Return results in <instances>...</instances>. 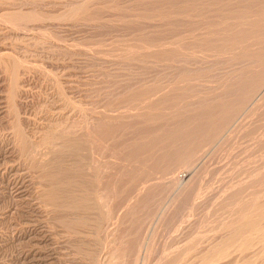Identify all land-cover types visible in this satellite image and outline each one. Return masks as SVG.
<instances>
[{
    "label": "rangeland",
    "instance_id": "1",
    "mask_svg": "<svg viewBox=\"0 0 264 264\" xmlns=\"http://www.w3.org/2000/svg\"><path fill=\"white\" fill-rule=\"evenodd\" d=\"M72 5L85 7L77 10L76 16L61 19L59 16ZM260 8H264V0H0V264H108L112 256L116 264H161L167 252L173 251H182L180 258L185 254L180 264L188 260V264H200L199 252L228 232L225 223L264 206V99L253 108L248 103L264 85V38H249L244 44L237 42L236 48L230 47L238 41L233 33L250 32L252 36L257 25L249 20L255 19V14L258 17ZM234 9L246 12L249 22L238 21L239 28L231 34L219 33L217 26L230 19L234 22L227 17ZM27 11L37 17L17 23L9 20L11 15ZM213 24L218 33H213ZM215 43L220 44L218 48ZM164 50L175 52L165 54ZM13 62L18 65L17 83L10 73ZM143 92L149 94L140 99ZM227 107L237 109L234 120L211 143L203 142L194 159H162L160 153H166L171 142L163 139L166 133H173L185 120L188 130L197 126L194 119L202 110L212 121L209 127L217 128L231 115L232 109L224 114ZM103 110L115 115L127 111L129 115L107 124L98 118ZM67 119L72 129L87 133L91 141V159L99 167L98 171L90 169L97 177H93L95 190L108 187L110 192L107 209L112 214H88L95 221L87 219L82 225L81 246L59 227L55 229L57 240L47 242L43 207L46 182L40 179V169L33 168L29 156L21 152L13 129L14 124L22 126L35 146L39 144L38 153L44 154L49 147L40 141L43 127ZM105 125L111 140L98 133ZM153 138L160 145H151ZM137 140L149 143L157 157L141 152L139 159L130 160L133 163L119 160L140 144ZM121 141L130 146L119 148ZM191 158L194 161L189 164ZM121 163L127 174L116 169L123 167ZM194 239L198 242L192 246ZM49 249L58 253L56 261L46 260ZM238 253L239 257L234 254L223 262L211 263L230 264L242 258Z\"/></svg>",
    "mask_w": 264,
    "mask_h": 264
},
{
    "label": "bare ground",
    "instance_id": "2",
    "mask_svg": "<svg viewBox=\"0 0 264 264\" xmlns=\"http://www.w3.org/2000/svg\"><path fill=\"white\" fill-rule=\"evenodd\" d=\"M92 1V0H91ZM174 1V0H173ZM216 1V0H215ZM222 2H224L223 0H221ZM226 1H230V0H226ZM240 1V0H239ZM245 1V0H244ZM20 2V1H19ZM212 2V1H211ZM217 2H220V0H217ZM28 4V2H27ZM212 4V3H210ZM33 6V5H32ZM74 6V5H72ZM213 6V5H212ZM24 7V6H23ZM65 7V6H64ZM83 7H85V5H78V6H74L72 8H70L69 10H67L66 12L62 13V15H58L59 17H62L65 19V17H69L70 16H74L75 15V12H79L77 10H80L82 9ZM88 8V7H86ZM85 9V8H84ZM203 9V8H202ZM261 9V8H260ZM225 10V9H224ZM235 10V9H234ZM9 13V12H8ZM36 13V12H35ZM206 13V12H205ZM259 15H257L258 17H256V14L254 15L255 19H250V23L251 24H254V25H257V29L258 26L260 25V31H257L256 30H252V36H250V32H248V34L246 35L245 33L242 34L243 32H241L239 35L238 34H232L234 37V39L236 38V36H238L236 39L238 41H234L235 43H232V41L230 43H232L230 45L231 48H236L234 46L237 42L238 43H241L243 42L242 44H244V42H247L248 39H253V38H256L257 40H263L264 38V8L261 9V11L257 12ZM77 14V13H76ZM82 14V13H81ZM198 14V13H197ZM225 14V13H224ZM11 15V14H10ZM44 15V14H43ZM76 16V15H75ZM247 16H249L246 12H241V11H234V12H230L228 14L227 17H230L232 19H234V22L233 21H230L228 20L227 22L224 21V23L226 22L225 25H222L221 27L217 26V31L219 29L218 32L219 33H222V32H233L234 29L237 30L239 27H237L236 29V24L239 23L238 21H248L247 20ZM34 17V18H33ZM37 16L36 14H32V13H20V14H15V15H11L9 20H13L12 22L14 23H17L19 22V20H22V19H35ZM92 17V16H91ZM141 17V16H140ZM224 17V16H223ZM220 20H222V18ZM57 18V17H56ZM228 19V18H227ZM156 20V19H155ZM205 20V19H204ZM224 20V19H223ZM216 21V20H215ZM218 21V20H217ZM248 21V22H249ZM22 22V21H21ZM219 22V21H218ZM211 23V22H210ZM241 24V23H240ZM263 24V26H262ZM214 25V24H213ZM220 25V24H219ZM215 25L212 26V29L213 33H216L217 31L214 29ZM219 27V28H218ZM251 27V26H250ZM253 27V26H252ZM254 28V27H253ZM207 29V28H206ZM233 29V31H232ZM244 29V28H243ZM250 29V28H249ZM248 29V30H249ZM252 29V28H251ZM250 29V31H251ZM210 30V29H208ZM199 31V30H198ZM240 31V30H239ZM244 31V30H243ZM247 31V30H245ZM210 32V33H212ZM217 32V33H218ZM206 33V32H204ZM228 33V34H229ZM209 34V32L207 33V35ZM231 34V33H230ZM250 34V35H249ZM210 35V34H209ZM212 35V34H211ZM221 35V34H220ZM225 35V34H224ZM194 36V35H193ZM192 36V37H193ZM213 36V35H212ZM211 36V37H212ZM216 37V36H214ZM230 37V36H229ZM232 38V37H231ZM226 39V38H225ZM35 40V39H34ZM209 40V39H208ZM223 40V39H222ZM230 41V39H229ZM225 44V43H224ZM264 44V43H262ZM36 45V44H35ZM181 45V44H180ZM178 45V46H180ZM220 44H216L214 45V47L218 48ZM223 45V44H222ZM229 45V44H227ZM211 46V44H210ZM213 46V44H212ZM181 47V46H180ZM227 47V46H226ZM229 47V48H230ZM244 47V46H242ZM247 47V46H246ZM225 48V46H224ZM230 48V49H231ZM178 49V48H177ZM176 49V50H177ZM220 49V48H219ZM132 50V49H131ZM229 50V49H228ZM239 50V49H238ZM242 50V49H241ZM240 50V51H241ZM129 51V50H128ZM141 51V50H140ZM169 50H167L168 52ZM171 52L170 53H174L175 51L173 50H170ZM220 51V50H219ZM244 51V50H243ZM251 51V50H250ZM130 52V51H129ZM135 52V51H134ZM162 52H166V50L162 51ZM165 53V54H168V53ZM235 52V51H234ZM245 52V51H244ZM169 53V54H170ZM177 53V52H176ZM221 53V52H220ZM7 54V52L5 53ZM250 54V53H249ZM7 56V55H5ZM12 56V54H11ZM125 56V55H124ZM261 56V55H260ZM264 57V56H263ZM10 58V57H9ZM246 58V57H245ZM10 61V60H9ZM15 62V61H14ZM12 63V65L10 66V73L14 79V81L16 82V80L18 79V73H17V69H18V65L16 63ZM221 62V61H220ZM10 63V62H8ZM8 66V65H7ZM8 66V67H9ZM6 70V69H5ZM19 72V71H18ZM12 77L10 79H12ZM12 83V82H11ZM17 83V82H16ZM12 86H15V85H12ZM242 86V85H241ZM227 88V87H226ZM243 88V87H242ZM8 89V88H7ZM143 90V89H142ZM259 93L252 97L251 100H249V104H252V108L254 106H256V104L264 99V85L262 86L261 89H259ZM15 91V90H14ZM19 91V90H18ZM147 91V90H145ZM230 91V90H229ZM258 91V90H257ZM58 92V91H57ZM218 92V91H217ZM18 93V92H17ZM6 94V93H5ZM118 94V93H117ZM149 94V92H143L141 95H140V99H141V96H144V95H147ZM12 95V94H11ZM16 95V94H15ZM62 95V94H61ZM254 95V94H253ZM60 96V95H59ZM150 96V95H149ZM68 97V95H67ZM134 97V96H133ZM148 97V96H147ZM137 98V97H136ZM143 99V97H142ZM200 99V98H198ZM70 100V99H69ZM127 100V99H126ZM178 100V99H177ZM204 100V98H203ZM202 100V101H203ZM8 101V100H7ZM13 101V100H12ZM62 101V100H60ZM66 102L68 100H65ZM144 101V99H143ZM211 101V100H210ZM209 101V102H210ZM72 102V101H71ZM138 102V101H137ZM193 102V101H192ZM191 102V103H192ZM247 102V101H246ZM262 102V101H261ZM15 103V102H14ZM58 103V102H57ZM63 103V102H62ZM69 103V102H67ZM100 103V102H99ZM194 103V102H193ZM203 104L206 102H202ZM247 103V104H248ZM254 103V104H253ZM260 103V102H259ZM200 104V103H199ZM202 104V105H203ZM212 104V103H210ZM245 105V107H249V105ZM60 105V104H59ZM65 106V104H63ZM62 105V106H63ZM67 106V105H66ZM65 106V108H66ZM69 106V104H68ZM208 106V104H207ZM215 106V105H214ZM70 107V106H69ZM72 107V106H71ZM74 107L76 108V106L74 105ZM201 107V106H200ZM244 107V108H245ZM6 108V107H5ZM58 108V107H56ZM73 108V107H72ZM77 108H80V107H77ZM136 108V107H135ZM203 108V107H202ZM211 108V107H210ZM218 108V107H216ZM252 108L250 109L252 111ZM63 109V108H62ZM71 109V108H70ZM81 109V108H80ZM232 109V111H231ZM249 109V108H248ZM5 110V109H4ZM75 110V109H74ZM77 110V109H76ZM108 110V108H107ZM110 110V109H109ZM202 110V109H201ZM226 112H224V114L227 115V111H231V115L228 114V119H224L226 121L223 120V122L221 120L222 123L221 124H218L219 127L217 128H214L212 125V127H209V124H211L212 121H209L211 120L210 118H208V115L202 110V112H200L202 115L199 116V118L197 117L194 122V120L192 121V123L194 122L195 124H198L197 126L195 125V127L191 128L190 127V130H188L185 126L187 125V123L185 121L187 120H183L184 123L180 124L179 127H175L176 129H174V132L173 133H166L167 135H164L165 137L163 139H169L171 142H168L169 144L167 145L168 147V150L166 151V153L162 154L160 153V156L162 157V159L165 157L166 158H173L174 160L175 159H179L180 158H188V157H194L195 156V153L196 151L198 150L199 151V146L205 142V143H211L213 141V139L215 138L216 139V136H218V134L221 132V130H223V127L225 128V126L228 124L229 126V121L231 119L234 120V115L235 113L237 112V109H233V108H226L224 109ZM234 110V111H233ZM241 110V109H240ZM246 110V109H245ZM8 111V110H7ZM67 111V110H66ZM72 111V109H71ZM105 111V110H103ZM123 111V110H122ZM166 111V110H165ZM206 111V110H205ZM216 111V110H215ZM243 111V110H242ZM248 111V110H247ZM250 111V113H251ZM58 112V110L56 111ZM64 112V111H63ZM79 112V110H78ZM91 112V111H90ZM109 112V111H108ZM107 111L105 112H102L100 113V117H98L99 119H102L104 122H106L107 124L108 123H112L111 120H120L121 118H124L126 116L129 115V113H127V111H124V112H121L119 115H115V114H111V113H108ZM208 112V111H207ZM62 113V112H61ZM74 113V112H73ZM161 113V112H160ZM159 113V114H160ZM209 113V112H208ZM57 114V113H56ZM60 114V113H58ZM63 114V113H62ZM67 114V113H65ZM76 114H78L76 112ZM86 114V113H85ZM91 114V113H89ZM93 114V113H92ZM97 115V113H95ZM94 114V115H95ZM158 114V113H157ZM158 114V116H159ZM211 114V112H210ZM248 114V113H247ZM246 114V115H247ZM8 115V114H7ZM69 115V114H68ZM67 115V116H68ZM88 115V114H87ZM86 115V117H87ZM92 115V117L94 116ZM95 115V116H96ZM199 115V114H198ZM215 115V114H213ZM218 115V114H217ZM56 116V115H55ZM62 116V115H61ZM65 116V115H64ZM63 116V117H64ZM85 116V115H84ZM94 116V117H95ZM157 116V115H156ZM156 116H152V118H157ZM50 117V116H49ZM57 117H60V116H57ZM73 117V116H72ZM97 117L94 119V120H97ZM148 117V116H147ZM161 117V115L159 116ZM210 117V116H209ZM241 117V116H240ZM52 118V117H51ZM62 118V117H61ZM60 118V120H61ZM66 118V117H65ZM89 118H90V115H89ZM187 118V117H186ZM222 118V117H220ZM237 118V117H236ZM254 118V117H253ZM87 119V118H86ZM153 119V120H155ZM185 119V118H184ZM188 119V118H187ZM223 119V118H222ZM241 119V118H240ZM239 119V120H240ZM250 119V118H248ZM48 120V119H47ZM54 120V119H52ZM57 120V119H56ZM59 120V121H60ZM64 120V118H63ZM70 120V119H69ZM89 120V119H88ZM87 120V122H88ZM93 120V119H92ZM129 120V119H128ZM170 120V119H169ZM191 120V119H190ZM188 119V121H190ZM213 120V119H212ZM216 120V119H215ZM236 120V119H235ZM50 122H53L51 120H49ZM55 121V120H54ZM72 122L74 120H71ZM91 121V120H89ZM100 121V120H99ZM111 121V122H110ZM182 121V122H183ZM242 121V120H241ZM249 121V120H248ZM252 121V120H251ZM68 119L66 122H58L56 121L55 123H49L47 124L45 127H43L44 129L42 130L41 132V135L40 137L37 136V139L40 138L42 141V143L44 144H47L48 147H49V151L48 153H41L43 154L41 157L40 155V152L38 153V150L35 146V143L36 142H33L31 138L30 139V136H28L25 132V130L23 129L22 126H20L19 124H14V130H15V134L17 136V139L19 140V143H20V146L22 149V153H24L25 155H28L29 158H30V165L33 167V168H36V169H40V179L42 178L45 182H46V187H45V190H44V200H43V207H44V212H45V217H46V221H47V228L46 230V240L47 242H49L50 244L54 243L55 240H57V237L58 235L56 234L57 232L55 231V229L57 227L61 228L62 231L64 232H67L66 234H71L70 236H73V240L76 241V243H78L80 246H81V239L84 240V238H81L83 237V235L81 234V227H83L84 223L87 222L88 220L87 219H90L88 218V214H90V216H92L91 214H94L95 216H98L100 213L101 214H105L104 217L106 216H109L112 214V211L110 213V210H108L107 208H109V203L110 201H108L107 199L108 198V195H109V190H107V188H104L102 191H96L95 187L96 185H94V180L96 179L97 180V177L93 176L94 174L91 173L90 169H93L96 170V169H99V167L97 168V165L94 163V161L91 159V154H90V148L92 146H90V142L87 138V136H85L87 133L82 134L81 132L79 131H76L74 129H72L73 125L70 122H68ZM98 122V121H97ZM96 122V123H97ZM232 122V121H231ZM240 122V121H239ZM255 122V121H254ZM81 120H80V124H81ZM84 123V122H83ZM89 124H91L92 122H88ZM101 123V121H100ZM181 123V122H180ZM190 123V122H189ZM238 123V121H237ZM245 124V122H242ZM77 124V123H76ZM98 124V123H97ZM97 124H95L96 126H98ZM124 124V123H123ZM234 124V123H233ZM243 124V125H244ZM78 125V124H77ZM119 125V124H118ZM214 125V124H213ZM232 125V124H231ZM230 125V126H231ZM237 125V124H236ZM95 126V127H96ZM113 126V125H112ZM115 126V125H114ZM175 126V125H174ZM190 126V125H189ZM217 126V125H216ZM227 126V127H228ZM242 126V125H241ZM240 126V127H241ZM13 127V126H12ZM82 127V125L80 126ZM88 127V126H87ZM188 127V126H187ZM233 127V126H231ZM235 127V125H234ZM239 127V128H240ZM100 128V126H99ZM97 128V129H99ZM229 128V127H228ZM238 128V127H237ZM238 128V129H239ZM243 128V126H242ZM248 128V127H247ZM253 128V127H252ZM41 129V128H40ZM78 130V128H76ZM89 130V128H86ZM122 129V128H121ZM124 129V128H123ZM173 129V128H172ZM236 129V128H234ZM249 129V128H248ZM259 129V128H257ZM83 130V129H82ZM112 130V129H111ZM208 130V131H207ZM214 130V131H213ZM242 130H245V129H242ZM115 131V130H114ZM122 131V130H121ZM175 131L177 132H180V133H177V135H175ZM230 131V130H229ZM232 131V129H231ZM241 131L240 129L238 130V132ZM91 132V131H90ZM89 132V133H90ZM113 132V131H112ZM167 132V131H166ZM169 132V131H168ZM237 132V131H236ZM237 132V133H238ZM242 132V131H241ZM240 132V133H241ZM95 133V132H94ZM98 133L101 134V136L105 135L106 137L109 138V135H111V131L109 130V127L108 126H103L102 129H100V131L98 130ZM123 133V132H122ZM161 133V132H160ZM224 133V132H223ZM234 133V132H233ZM248 133V132H247ZM246 133V134H247ZM93 134V133H92ZM119 134V133H118ZM235 134V133H234ZM239 134V133H238ZM249 134V133H248ZM36 135H39V134H36ZM95 135V134H93ZM117 135V134H116ZM122 135V134H121ZM145 135V134H144ZM173 135L177 136V137H173ZM230 135H233V134H230ZM221 136V135H220ZM238 136V135H237ZM98 139H105V138H102L99 136H97ZM124 137V136H123ZM153 137V135H152ZM160 137V136H159ZM111 138V136H110ZM109 138V140H111ZM129 138V137H128ZM158 138V136H157ZM227 139L229 137H226ZM224 138V139H226ZM135 139V138H134ZM218 139V138H217ZM220 139V138H219ZM238 139V138H237ZM34 140V139H33ZM39 140V139H38ZM119 140V138H118ZM123 140V139H122ZM160 139H158L159 141ZM230 140V139H229ZM132 141V140H131ZM143 141V140H142ZM149 141V139H148ZM167 141V140H166ZM215 141V140H214ZM219 141V140H218ZM106 142V141H105ZM109 142V141H107ZM137 142H139L137 140ZM225 142V141H224ZM235 142V141H234ZM18 143V142H17ZM38 143V142H37ZM40 143V142H39ZM93 143V142H92ZM111 143H114L113 141ZM121 144H119V148H122V149H125L126 147L130 146V144L128 143V141L126 142V145H124L123 143L125 142H120ZM129 145H128V144ZM134 144H136L135 142H133ZM140 144L137 143V145L131 149V151H128L130 153H124L125 155L123 156H118L119 157V160L122 158L124 161L125 160H131L133 158H138L141 157V152H146V153H149L151 155H153L155 158L157 157V154H154V153H151V148L152 146L149 145V143L147 142H139ZM157 143V140L154 138L150 141V144L151 145H156ZM162 144H164V141L161 142ZM223 143V142H222ZM95 144V143H94ZM99 144V142L97 143ZM117 144V142L115 143ZM157 144L160 145V143L158 142ZM220 144V143H219ZM225 144V143H224ZM106 145V144H105ZM110 145V144H109ZM124 145V146H123ZM132 145V144H131ZM165 145V144H164ZM163 146V148L166 147V145ZM218 145V144H217ZM231 145V144H230ZM41 146V145H40ZM45 146V145H44ZM99 146V145H98ZM126 146V147H125ZM203 146V145H202ZM220 145H218L219 147ZM43 147V146H41ZM96 147V146H95ZM95 147H93L94 151H95ZM110 147V146H109ZM113 147V146H112ZM111 147V149H112ZM205 147V146H204ZM203 147V148H204ZM153 148V147H152ZM209 148V147H208ZM44 151H45V148H43ZM114 149V148H113ZM166 149V148H165ZM93 150H92V153H93ZM117 149H115L116 151ZM204 150V149H203ZM208 150V149H207ZM210 150V149H209ZM97 151V149H96ZM123 151V150H121ZM110 152V150H109ZM119 152V151H117ZM168 155V153H170ZM205 152V151H204ZM50 153H52V155H50ZM114 153V152H113ZM202 153V152H201ZM199 153V156H201L202 154ZM207 153V152H206ZM40 154V155H39ZM49 154V155H48ZM111 154V153H110ZM121 154V153H120ZM145 154V153H144ZM149 154H146L147 157L150 158V155ZM201 154V155H200ZM210 154V153H209ZM115 155V154H114ZM145 155V156H146ZM159 155V154H158ZM27 156V158H28ZM108 156V155H107ZM113 156V155H112ZM168 156V157H167ZM198 156V155H197ZM196 156V157H197ZM198 156V157H199ZM232 156V155H231ZM93 157V156H92ZM202 157V156H201ZM28 158V159H29ZM148 160H151L149 159ZM152 158V157H151ZM169 158V159H170ZM189 159L190 162L189 164L191 163V161L193 159ZM204 158V157H203ZM144 159V158H142ZM164 159V160H165ZM181 159V160H182ZM40 160V161H39ZM122 160V161H123ZM135 159H133V162H134ZM184 160V159H183ZM96 161V160H95ZM116 161V160H115ZM170 161H172L170 159ZM170 161H168L170 163ZM194 161V160H193ZM203 161V160H202ZM41 162H45L44 164L45 165H42ZM117 162V161H116ZM127 162V161H126ZM131 162V161H130ZM129 162V163H130ZM131 162V163H133ZM174 162V161H172ZM176 162V161H175ZM179 162V161H178ZM200 162V161H199ZM108 163V162H107ZM120 163V162H119ZM142 163V162H141ZM156 163V161H155ZM123 165V163H121ZM138 163H136L135 165H137ZM196 164V163H195ZM249 164V163H248ZM251 164V163H250ZM99 165V164H98ZM112 165V164H111ZM118 165V164H117ZM120 165V164H119ZM133 165V164H132ZM140 165V164H139ZM159 165V164H158ZM170 165L172 164H169V167ZM110 166V165H109ZM121 166V165H120ZM119 166V167H120ZM167 166V164L165 165ZM179 166V165H178ZM193 166V165H192ZM199 166V165H198ZM250 166V165H249ZM117 167V166H116ZM124 168V165L123 167H121L120 169L117 167L116 169H118L123 175L126 173L125 172V169ZM126 168V167H125ZM246 168V167H245ZM249 168V167H248ZM31 169V167H30ZM250 169V168H249ZM141 170V169H140ZM201 170V169H200ZM244 170V169H243ZM248 170V169H247ZM98 171V170H96ZM95 171V172H96ZM104 171V170H103ZM28 172V171H27ZM161 172V171H160ZM244 172V171H243ZM97 174V172L95 173ZM101 174V173H100ZM109 174V173H108ZM127 174V173H126ZM246 174V173H245ZM99 175V174H98ZM97 175V176H98ZM102 175V174H101ZM106 175V174H105ZM116 175V174H115ZM38 176V177H39ZM93 177H95V179L93 180ZM107 177V176H106ZM117 177V176H116ZM111 178V177H110ZM108 177V179H110ZM34 179V178H33ZM100 179V177H99ZM115 179V178H114ZM101 180V179H100ZM121 180V179H120ZM42 181V180H40ZM44 181H42L44 183ZM199 181V180H198ZM98 182V181H97ZM117 181L115 180V183ZM128 182V181H127ZM112 183V182H111ZM109 185V184H108ZM118 185V184H117ZM116 185V186H117ZM128 185V184H127ZM113 187V186H111ZM111 187H109L111 189ZM119 186H117L118 188ZM186 187V186H185ZM102 189V188H100ZM116 190V189H115ZM239 190V189H238ZM113 191V190H112ZM123 191V190H122ZM36 192V191H35ZM114 192V191H113ZM116 192V191H115ZM118 192V190H117ZM120 192V191H119ZM118 192V193H119ZM239 192V191H238ZM112 193V192H111ZM125 193V192H123ZM127 194V193H126ZM114 195V193L112 194ZM178 195V194H177ZM241 195V194H240ZM110 196V195H109ZM128 196V195H127ZM237 196V195H236ZM242 196V195H241ZM113 197V196H112ZM121 197V196H120ZM139 197V196H138ZM231 197V196H230ZM229 197V199H231ZM243 197V196H242ZM234 198L236 199L237 197L234 196ZM125 199V198H124ZM235 199H233L235 201ZM38 200V199H37ZM237 200H240V199H236ZM233 201V202H234ZM241 201V200H240ZM239 201V202H240ZM243 201V200H242ZM259 202V201H258ZM262 202V201H261ZM125 203V202H124ZM237 203V202H235ZM257 203V202H256ZM121 205V204H120ZM126 205V204H125ZM260 205V203L258 204ZM42 206V205H41ZM115 206V205H114ZM37 207V206H36ZM103 208H105L106 212H104V210H102ZM114 208V207H113ZM112 208V209H113ZM245 208V207H244ZM244 208H243V211H244ZM140 209V208H139ZM120 210V209H119ZM118 210V211H119ZM246 210V209H245ZM248 210V209H247ZM254 210V206H253V209ZM251 210V211H252ZM242 211V209H241ZM249 211V210H248ZM42 212V210H41ZM240 212V210H239ZM245 212V211H244ZM242 212L239 216V218L237 217V220H231V222H228V223H225L227 224V228L228 229V232L226 233L225 236H223L220 240H217L216 242L210 244L207 248H204L202 249L201 252H199L200 254V259H198V261L200 262V264H210L211 262L213 263L214 261H218V263H220L221 261L223 262L224 259L225 260H228L229 258H231L235 253L239 254L238 252H240V254H243L241 255L242 258L238 259V260H232L230 261L231 263L230 264H264V206L260 205L259 207H257L253 212L251 213H244ZM250 212V211H249ZM244 213V214H243ZM125 215V214H124ZM89 216V217H90ZM113 216V215H112ZM216 216V215H215ZM94 217V216H93ZM43 218V217H42ZM101 219V216L99 217ZM103 218V216H102ZM96 219V217H95ZM105 219V218H104ZM112 219V218H111ZM118 219V218H117ZM90 220H93L90 219ZM97 220V219H96ZM110 220V219H109ZM134 220V219H133ZM150 220V219H149ZM95 220H93L94 222ZM98 221V220H97ZM96 221V222H97ZM100 221V220H99ZM103 222H105L103 219H102ZM108 221V220H107ZM106 221V222H107ZM92 222V223H93ZM95 222V223H96ZM95 223H93L94 226L98 225L99 223H97L95 225ZM102 224V223H101ZM83 225V226H82ZM224 225V224H223ZM225 226V225H224ZM46 227V226H44ZM95 229V227H92ZM98 228H100V225H98ZM111 228V227H110ZM58 229V228H57ZM56 229V230H57ZM225 229V227H224ZM58 231V230H57ZM94 231V230H93ZM96 231H97V227H96ZM96 231H95V234H96ZM61 233V232H60ZM121 233V232H120ZM82 235V236H81ZM92 235V234H91ZM63 236V235H62ZM120 236V235H119ZM222 236V235H221ZM95 237V236H94ZM117 237V236H116ZM72 238V237H71ZM87 239V238H86ZM85 239V240H86ZM63 240V239H62ZM92 240V239H91ZM198 240V238H197ZM191 241L192 242H198V241ZM216 240V239H215ZM59 241V240H58ZM201 241V240H200ZM199 241V242H200ZM88 242V241H86ZM84 241H82V243H86ZM98 243V242H97ZM190 243V242H188ZM86 245V244H85ZM185 245V244H184ZM196 245H199V244H196ZM194 245V246H196ZM258 246V248H253L255 246ZM99 246V245H98ZM188 246V245H186ZM192 246H193V243H192ZM78 247V246H77ZM108 247V246H107ZM112 247V246H111ZM184 247V246H183ZM198 247V246H196ZM171 248V247H170ZM117 249V248H116ZM192 249V247H191ZM190 249V250H191ZM253 249V251L251 250ZM101 250V249H100ZM114 250V249H113ZM175 250V249H174ZM179 250V249H178ZM176 249V252L178 251ZM188 251V250H187ZM187 251H184V252H187ZM196 251V249H195ZM198 251V250H197ZM119 252V251H118ZM174 252V251H173ZM171 253L170 252L164 256L163 260L161 261V264H177L181 261H185L183 260L184 259V256L183 258H180L181 253H183L181 251V253ZM179 252V251H178ZM191 254L192 251H189ZM113 253V252H112ZM115 253V252H114ZM45 254V253H44ZM105 254V253H104ZM103 254V255H104ZM188 254V253H187ZM235 254V255H237ZM58 255V253L56 251H54V249H49V251L47 250V253H46V260L47 261H50L52 262V260H54V258ZM111 255V254H110ZM114 255V254H113ZM190 255V254H189ZM112 256V255H111ZM188 256V255H187ZM197 256V255H196ZM195 256V257H196ZM239 257V255H237ZM111 262L109 261L108 264H116L114 261L115 258L112 256L111 257ZM114 258V260H113ZM110 259V258H109ZM56 261V260H54ZM104 261V260H103ZM190 261L188 260L187 263L185 264H188ZM226 262V261H225ZM211 263V264H212ZM228 263V261H227ZM119 264V262L117 263ZM194 264V263H193ZM197 264V263H195Z\"/></svg>",
    "mask_w": 264,
    "mask_h": 264
}]
</instances>
